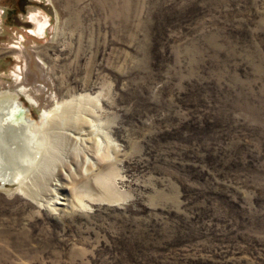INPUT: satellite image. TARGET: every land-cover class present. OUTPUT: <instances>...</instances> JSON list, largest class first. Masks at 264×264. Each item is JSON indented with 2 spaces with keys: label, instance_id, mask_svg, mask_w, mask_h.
<instances>
[{
  "label": "rangeland",
  "instance_id": "374dc122",
  "mask_svg": "<svg viewBox=\"0 0 264 264\" xmlns=\"http://www.w3.org/2000/svg\"><path fill=\"white\" fill-rule=\"evenodd\" d=\"M28 1L0 95L58 117L0 187V264H264V0Z\"/></svg>",
  "mask_w": 264,
  "mask_h": 264
},
{
  "label": "bare ground",
  "instance_id": "6f19581e",
  "mask_svg": "<svg viewBox=\"0 0 264 264\" xmlns=\"http://www.w3.org/2000/svg\"><path fill=\"white\" fill-rule=\"evenodd\" d=\"M39 22V21H38ZM47 26L39 23L38 33L45 35ZM55 112V113H53ZM57 111L45 113L46 121L40 127L25 114L16 94L0 95V187L21 180L30 172V163L43 159L46 131ZM28 113V112H27ZM48 147V146H47ZM47 152V151H46ZM47 155V154H46ZM45 157V156H44ZM46 160V159H45ZM44 160V161H45ZM43 161V160H41ZM41 163V162H40ZM38 166V165H37ZM33 167V166H32ZM29 178V177H28ZM24 179V178H23ZM22 183V182H21Z\"/></svg>",
  "mask_w": 264,
  "mask_h": 264
},
{
  "label": "flooded vegetation",
  "instance_id": "af4514ba",
  "mask_svg": "<svg viewBox=\"0 0 264 264\" xmlns=\"http://www.w3.org/2000/svg\"><path fill=\"white\" fill-rule=\"evenodd\" d=\"M30 1L28 0H17V5H16V10L14 11H10L9 13L13 14V21L16 23V25H20V26H26L27 23H23L20 19H19V15L20 14H25L26 13V7L29 6Z\"/></svg>",
  "mask_w": 264,
  "mask_h": 264
},
{
  "label": "water",
  "instance_id": "95a60500",
  "mask_svg": "<svg viewBox=\"0 0 264 264\" xmlns=\"http://www.w3.org/2000/svg\"><path fill=\"white\" fill-rule=\"evenodd\" d=\"M49 13L51 14V11H49ZM26 26H30L29 24H27Z\"/></svg>",
  "mask_w": 264,
  "mask_h": 264
}]
</instances>
